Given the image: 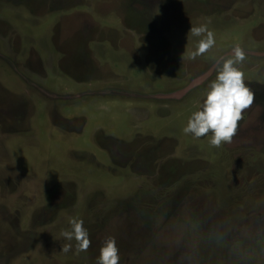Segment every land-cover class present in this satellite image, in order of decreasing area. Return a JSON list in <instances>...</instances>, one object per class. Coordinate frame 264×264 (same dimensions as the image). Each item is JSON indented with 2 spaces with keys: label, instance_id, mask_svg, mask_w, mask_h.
Wrapping results in <instances>:
<instances>
[{
  "label": "rangeland",
  "instance_id": "obj_1",
  "mask_svg": "<svg viewBox=\"0 0 264 264\" xmlns=\"http://www.w3.org/2000/svg\"><path fill=\"white\" fill-rule=\"evenodd\" d=\"M236 45L254 99L217 148L182 129ZM109 237L119 264H264V0H0V264Z\"/></svg>",
  "mask_w": 264,
  "mask_h": 264
},
{
  "label": "clouds",
  "instance_id": "obj_2",
  "mask_svg": "<svg viewBox=\"0 0 264 264\" xmlns=\"http://www.w3.org/2000/svg\"><path fill=\"white\" fill-rule=\"evenodd\" d=\"M189 32L199 37L196 47L188 54L189 59H195L212 48L216 41L214 33L207 24L191 25ZM245 51L239 45L233 47L231 54L219 65L215 79L207 86L200 107L192 112L186 126L185 134L200 138L208 133V140L213 147L223 143H231L238 127V122L246 109L253 104V91L245 83L244 72L238 67L245 60ZM70 228L62 230L60 235L68 240H75L77 252L86 251L90 244L89 232L84 222L79 218H70ZM71 244H64L62 251L71 250ZM119 249L114 237L107 238L97 257V264H119Z\"/></svg>",
  "mask_w": 264,
  "mask_h": 264
}]
</instances>
